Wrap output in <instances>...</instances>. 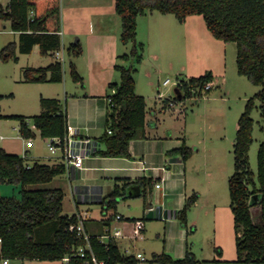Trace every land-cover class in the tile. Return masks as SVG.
I'll return each instance as SVG.
<instances>
[{
    "label": "trees",
    "instance_id": "trees-1",
    "mask_svg": "<svg viewBox=\"0 0 264 264\" xmlns=\"http://www.w3.org/2000/svg\"><path fill=\"white\" fill-rule=\"evenodd\" d=\"M147 10L174 14L181 23L190 15H202L207 29L216 39L236 43L238 74L261 87L254 97L248 99L238 119L234 142V173L229 179V195L237 254L235 262L264 264V144L258 153L257 180L249 162L254 126L251 113L256 99L261 102L264 116V0H115V11L122 24L120 40L124 44H133L128 54L119 56L125 63L141 61L144 45L136 42L137 18ZM0 18L9 20L11 30L19 33L18 45L11 42L1 50L0 56L4 61H17L16 49L21 54H30L36 45L41 54H54L61 49V0H9L5 8L0 4ZM69 52L79 56L82 52L80 42L72 44ZM114 68L120 73V82L108 84L112 93L106 97L108 109L105 130L97 139L104 148L98 149L96 154L130 158V142L144 135L146 99L136 94L133 76L136 69L132 64H116ZM71 71L75 82L82 81L74 64H71ZM23 74L26 82L60 83L63 81V64L55 61L45 68H27ZM213 79L212 72H207L180 80L175 86V96L164 100V108L170 101L184 100L193 94L203 96L204 91L213 88L204 90ZM40 104V114L33 117L0 115V118L18 120L23 138L35 137L29 126L31 121L42 138L63 139L69 128L66 110L56 98L42 97ZM176 152L182 155L183 160L191 155V149L185 143ZM26 161V154L21 156L9 153L0 146V183L21 186L19 199L0 197V259L62 261L66 255H70L69 262L64 264H85L86 259L73 252L86 242L76 231L70 230L72 225L79 223L80 216L62 215L64 191L61 188H28L30 185L50 183L65 174V165L38 161L28 164ZM152 181L150 178H142L122 186L115 185L113 191L101 199L100 203L105 211L115 209L118 198L126 197L127 188L132 185L139 186L140 195L147 199L154 186ZM197 198L198 195L193 193L187 198L184 207L174 213L184 228H187L188 211ZM255 208L258 209L257 216H253ZM89 242L94 255L103 264L138 263L134 256L122 254L113 239L102 242L100 236L91 235ZM221 253L217 249L219 256ZM151 261L159 264L207 262L199 260L189 244L183 258L177 259L161 253L154 254Z\"/></svg>",
    "mask_w": 264,
    "mask_h": 264
},
{
    "label": "rangeland",
    "instance_id": "rangeland-1",
    "mask_svg": "<svg viewBox=\"0 0 264 264\" xmlns=\"http://www.w3.org/2000/svg\"><path fill=\"white\" fill-rule=\"evenodd\" d=\"M68 2L69 0L64 1L66 11L69 7ZM99 2L105 4V10L109 13L106 16L107 25L117 34L118 54H128L133 44L130 42L126 45L119 39L122 24L120 16L115 11V0H99ZM70 3L73 4V1L70 0ZM0 4L5 8L9 0H0ZM77 38L79 36L67 32L62 37L60 54L64 58L61 62L64 79L60 83L26 82L23 74L25 68L47 67L55 61L53 56L55 54H41L38 45L28 55L20 54L16 49V55L19 57L17 62L13 59L4 61L0 56V115L33 117L41 112V96L58 98L59 95L62 98L65 88L70 96L82 91L84 86L98 87L103 77L107 75L99 69V61L102 58L107 60V49L98 45L99 42L89 43L81 37L83 53L77 57L69 52V48L76 43ZM11 42H18V34L11 30L9 20L0 18V53ZM136 42L144 45L141 50V61L137 63L131 60L125 63L118 58L116 64L134 66L136 94L145 96L148 110L156 107L163 128L173 133L178 132L179 136H185L187 144L193 149V156L188 164V175L195 177L196 191L200 200L197 206H192L188 211L189 247L199 260L220 256L227 260L235 259L237 254L233 213L230 207L229 179L234 173L237 121L248 99L254 97L261 87L253 85L246 77L238 74L236 43H226L216 39L207 29L202 15H190L184 23H181L174 14L147 10L137 18ZM71 64H76V70L82 81L73 80ZM207 72H212L214 76L211 82L213 88L210 91H204L203 96L193 94L184 100H179L173 108L170 107L159 113L164 100L175 96L177 82ZM166 79H169L170 83L164 86L163 82ZM113 80L112 82H120L118 71L115 72ZM109 93L111 94V91ZM251 116L254 119V126L249 162L257 180L258 153L261 145L264 144V116L260 100H255ZM30 126L35 133V137L32 138L34 147L30 149L26 162L33 164L35 159L45 164L56 162L57 156L52 155L48 148L49 140L42 138L39 130L32 128L31 121ZM1 136L4 138L1 139ZM28 140L21 136L18 120L0 119V144H5L12 150L11 152H20L23 151ZM21 155L24 156L23 153ZM78 183L77 180L72 184ZM28 188H61L65 194L62 215L74 214L77 211L67 175L58 176L50 183L30 185ZM20 190L19 184L0 183V197L19 199ZM117 201V209L111 210L110 213L119 212L142 217V198L128 201L118 198ZM79 207L83 211L91 209L93 215L101 216V205L79 204ZM257 214L258 209H253V216ZM143 221L147 231L142 232L138 239L124 240L123 246L128 248L129 252L143 254L147 259L144 263L151 262L152 252L165 251L168 254L169 252L165 250L168 244L177 248L181 243L179 233L174 229L166 239L164 220ZM217 249L222 252L220 256L217 254Z\"/></svg>",
    "mask_w": 264,
    "mask_h": 264
},
{
    "label": "crops",
    "instance_id": "crops-1",
    "mask_svg": "<svg viewBox=\"0 0 264 264\" xmlns=\"http://www.w3.org/2000/svg\"><path fill=\"white\" fill-rule=\"evenodd\" d=\"M64 1L66 0H61V31L59 32L61 42L62 37L67 32L70 35L79 36L76 43L80 42L81 44V37H84L86 42H99L98 45H101L103 49H107V60L105 61L102 58L101 61H99V69L107 75L103 77L98 87L84 86L82 91L71 94L70 96H68L69 94L67 88H65L62 98L59 95L57 96L58 98H56L67 112L69 127L79 130L80 135L94 140L97 143L98 150L100 148H104L103 145L97 142V139L104 133L105 130L106 114L108 109L106 97L110 91L107 87L108 84L112 83V81H114L113 79H115L116 71L114 67L117 59L121 56V54H118L117 52L119 41L115 30L107 25L108 19L106 16L109 13L105 10V4L103 2H99V0H72L74 4L73 6L69 0V7L66 11ZM15 33L18 34L19 40V33ZM16 44L18 45V42ZM82 53L83 51L81 54ZM81 54L77 57H80ZM53 56L55 57V61H60L56 58V54ZM74 65L76 67V64ZM42 83L44 84L46 82H38L37 84ZM41 97L51 98L49 96ZM62 101L64 103H62ZM168 108H170L168 104L166 108H164V104H162L159 113H161V111H166ZM161 122V117L160 114H158L156 107L152 110H148V104L146 101V122L144 135L130 142V158L104 157L95 153L84 160L83 169L77 170L70 168L69 170L66 169V173L63 174L67 175L70 179L72 194L77 207V211L74 214H78L83 218L85 232L90 236H100L102 242H108L109 239H113L120 252L127 256H134L138 260L137 264L159 263L152 261L144 263L147 259L145 261L140 260L137 258L139 253L129 252L128 248H124V240L132 241L134 239V221L139 219L164 220L166 239L172 234L173 229L175 232L179 233V238L181 239V243L177 246V248L168 244V248L165 250L171 253L170 255L174 258H183L186 254V248L188 245V222L187 228H184L182 225L180 226L181 223L175 218L174 213L184 207L187 198L193 193L198 195L197 201L193 207L197 206L200 200L199 193L196 191L195 177L194 175H188V164L193 156V149L187 144V138L185 136H179L178 132L173 133L168 129L163 128ZM3 138L4 137L1 136V139ZM183 143L191 149V155L187 160H183L182 155L176 152V150L179 149ZM0 146L9 153L18 155L23 153L28 157L30 149L34 147V144L30 148H28L25 144L23 151L20 152H11L12 150H10L5 144H0ZM35 161L38 160L35 159ZM56 163H62L58 157L57 161L52 164ZM142 178H150L153 180L152 182L154 186L152 192L148 194L147 199L142 195L129 197L127 193L125 195L126 197L121 198L125 201L133 198H142L143 215L141 218H138L133 214H124L119 212L110 213L111 210H104L103 204H101L100 201L113 191L115 185L122 186L126 183ZM77 180L79 183L73 185V181ZM130 187L127 188V192ZM79 204L101 205V216L93 215V211L91 209L84 211L81 210ZM117 207L118 202L115 209H117ZM74 214H70L69 216ZM117 215H120L121 219H117ZM146 228L147 227L145 225L144 231H147ZM161 253L166 252H152L153 255ZM214 259H218L220 261L212 262ZM235 260L236 258L227 260L220 256L218 258L214 257L212 259H205V261H207L205 264H241L235 262ZM12 263L64 264V261L12 260Z\"/></svg>",
    "mask_w": 264,
    "mask_h": 264
},
{
    "label": "built area",
    "instance_id": "built-area-1",
    "mask_svg": "<svg viewBox=\"0 0 264 264\" xmlns=\"http://www.w3.org/2000/svg\"><path fill=\"white\" fill-rule=\"evenodd\" d=\"M56 58L63 62V56L60 54L59 51H56ZM170 83L169 79H166L163 82V85L166 86ZM178 83V82H177ZM177 85V84H176ZM212 87L211 83L206 85L204 90H208ZM114 92V91H113ZM162 96V93L159 94ZM108 102H111V99H108ZM176 102L170 101L168 103L169 107L175 106ZM30 126V123H29ZM31 127V126H30ZM32 128H35L33 125ZM48 148L52 155L57 156L61 162L65 165L66 169L69 170L70 168H74L77 170L83 169L84 160L97 152V143L89 137H85L80 135L79 130L74 129L72 127L68 128V132L63 139H56V138H49ZM32 138H30L26 146L28 148L33 146ZM117 219H121L120 215L116 216ZM145 223L143 219L135 220L134 221V238L138 239L141 237L142 232L144 231ZM71 231H76L78 236L82 237L86 244L83 246L78 247L74 250V255L80 256L81 258L86 259L85 264H103V262L99 261L96 256L94 255L89 239L90 235L85 232L83 218L80 217V221L77 225H72L70 227ZM119 233V232H117ZM2 240L0 239V244ZM1 254V248H0ZM137 258L140 260L145 261L146 258L139 253ZM70 260V255H66L63 258L64 263H68ZM1 264H13L12 260L8 258L0 259Z\"/></svg>",
    "mask_w": 264,
    "mask_h": 264
},
{
    "label": "water",
    "instance_id": "water-1",
    "mask_svg": "<svg viewBox=\"0 0 264 264\" xmlns=\"http://www.w3.org/2000/svg\"><path fill=\"white\" fill-rule=\"evenodd\" d=\"M175 93H177V90H175ZM129 197H137L140 195V188L137 185H132L127 192Z\"/></svg>",
    "mask_w": 264,
    "mask_h": 264
}]
</instances>
